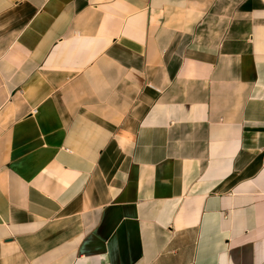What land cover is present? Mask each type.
Masks as SVG:
<instances>
[{"label":"crops","instance_id":"obj_1","mask_svg":"<svg viewBox=\"0 0 264 264\" xmlns=\"http://www.w3.org/2000/svg\"><path fill=\"white\" fill-rule=\"evenodd\" d=\"M0 264H264V0H0Z\"/></svg>","mask_w":264,"mask_h":264}]
</instances>
